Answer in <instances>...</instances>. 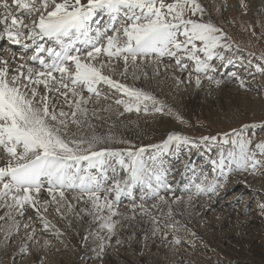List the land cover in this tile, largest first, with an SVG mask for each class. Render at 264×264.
<instances>
[{
	"label": "bare ground",
	"instance_id": "1",
	"mask_svg": "<svg viewBox=\"0 0 264 264\" xmlns=\"http://www.w3.org/2000/svg\"><path fill=\"white\" fill-rule=\"evenodd\" d=\"M7 1H9V5H3V1L0 0V42L1 40L9 41L15 45L10 49L0 47V208L5 207L6 214L13 212L15 216L20 217L26 212H31L41 224L49 225L53 230H56V226L60 223L64 224L69 232H64L62 235L55 234L53 231L52 233L57 239L66 237L71 242L75 249L69 259L72 264L86 259L91 260L92 264H96L95 253H99L107 247L111 250L105 258L107 264H123L119 262L122 256L116 248L119 245H125L124 237H119L121 235L117 233V241L120 239V242L115 241L114 244H111L108 234L102 235L103 231H97L101 230V224L98 227H93L95 218L85 219L87 215L85 211L90 212L97 207L96 214H99L104 220H109L115 212H119L116 208L117 204L124 203L127 209H123L124 211L120 212V215L140 236L143 233L141 224L150 225L153 231L148 235V242L153 245L157 244V246L161 244L158 242L161 235L156 237L158 243L151 240V235L155 234L156 229L154 224L160 222V224L166 225L170 224L171 220L166 215V211L165 214L159 209L155 212V207L150 208L149 205H145L143 201L152 200L151 196L153 195V197H163V200L160 199L165 206L163 209L173 206L171 211L174 209L184 213L183 223L189 230L199 229V227L218 229L219 224L217 223L206 224L205 215L206 212L213 209L217 213L220 212L217 209L224 205L222 194L208 200H201V198L212 195L218 186L220 187L224 177L221 182L212 181L203 184L201 181L198 183L197 180L200 179L197 176L198 170L190 167L191 165L187 164V161H181L180 157L182 156L178 153L177 148L170 151V146L165 147L164 153L155 162H146L145 167L142 154L135 160L130 159V168L125 167V160L129 158L127 153L124 154V151L121 154L114 153V151L124 149L121 145L95 147V141H102V139L104 141L108 138L131 140L137 135L145 133L149 138L155 135L163 138V135L179 131L181 125L171 120L169 116L151 114L152 118L158 117V119L145 118L148 115L145 114L144 109L142 116L136 115L137 111L133 108L138 105H142L144 108L143 103L149 97L162 103V108L165 105H172L185 115L190 116L192 101L195 98L201 97L209 103L211 98H215L218 93L227 96V92H229L232 96L237 87L241 88L238 85L244 86L245 83L241 81L236 82L227 78L214 80L210 76H205L207 67L200 63L189 70L187 68L189 66L183 64L187 58L196 61L194 56L192 58L193 53L182 52L185 45L177 43L179 41L177 36L181 34L186 38L184 35L191 32V28H186V25L191 24L193 17L185 19L186 17L170 15L168 17L169 24L173 26L169 28V24L160 25L157 17L149 13L140 14V11H145L144 8L135 2L125 0H100L99 2L94 0H42L41 3L47 4L48 9L40 13L33 9L34 0ZM167 1L169 6L179 8L177 5L184 0ZM202 1L206 6H209L211 0ZM121 2L127 4L123 7V10L128 11L127 18L123 17ZM251 4L254 13L258 14L260 11H264V0H253ZM101 9L105 10L107 14L119 18L122 23L120 29L124 27L122 32H119L120 29L114 31L110 36H106L98 49L73 58L63 74L48 75L29 60L17 54L16 51L19 52L18 43L23 40L18 36L24 38L26 42L30 41V46L38 45L41 44L40 39L44 34L57 33L67 27L63 29L67 30V32L64 31L67 35L69 28L74 23L81 22L84 16L90 18L93 12ZM211 14L206 10L200 14L201 18L198 19L211 21ZM23 16L26 18L25 21L21 18ZM4 17L9 19V26L3 25ZM139 18H141L140 24L137 23ZM203 30H200L193 39H189L187 46L202 39L205 35ZM32 35H34L33 40L30 39ZM210 42H213L212 39ZM173 56L176 63H173L174 66L171 68L164 61H168ZM161 70L163 73H160ZM121 75L128 77L130 85L116 80V78L121 79ZM78 83L80 86H77ZM99 85H106L113 90H118V99H122V101L125 96L128 99L132 98L129 102L122 103L124 109L121 106L109 105L107 100L106 102L95 101L96 104L104 103L111 108H122L120 113L115 114L110 126L98 131L102 133L97 138L94 134L93 137H89L86 133L91 130V126L93 129L96 126H103L106 121L111 119L106 114L97 113L96 109L91 107L95 102L93 103L89 96L93 91H96ZM220 86L221 88H219ZM201 106L200 104L199 107ZM106 109L110 110L107 107ZM206 110L212 114L209 117L218 116V113L211 110L209 105L206 106ZM125 113H131V115L124 117ZM139 144L141 147H145L149 145V142L141 141ZM90 146L95 147L92 149L96 150L91 149L92 152H89L87 149ZM69 151H77L82 156L66 157ZM170 153L171 155H169ZM175 163H177L176 167H173ZM28 165L39 168L36 179L29 184V187L20 189L13 187L9 181L12 177L5 176L6 173ZM222 165L223 163L218 166L217 171L222 169ZM119 168H124L127 180H119L116 175ZM179 169L183 172L177 175ZM41 170L44 172L43 177H40ZM70 170L74 171L68 175L69 178L66 181V175ZM186 171L196 175L197 180L194 181L192 177L187 178ZM169 175L171 176L169 177ZM226 175L230 177V174ZM236 177L239 181H233L234 183H238L241 187H245V190L256 195L259 186H245L247 184L245 178L239 175ZM76 180L78 181L75 182ZM108 180L114 184L105 189ZM136 180L141 181L143 189H149L151 196L147 195L141 199L142 201L139 199L137 203H133L138 198L128 197L125 193L136 187ZM185 180V184H188L189 181L194 184L195 190L184 187L187 193L193 190L194 196L181 192ZM40 181L42 182L38 185ZM123 182H131L135 185L130 186L127 190L125 188L127 183ZM75 183L78 184L77 189H75ZM83 187H86L88 192L95 194V201L88 200V202L76 194L68 196L67 193L70 192L85 195ZM165 195L167 196L165 197ZM15 207L17 210H14ZM75 207H79V209ZM111 208L116 210L108 211V214L104 213ZM167 210L170 211V209ZM47 211H52L55 215L52 224L48 223ZM133 215L139 216L136 221L130 220ZM143 215L144 219H142ZM200 216L203 217L199 218ZM228 219L226 217L224 222ZM204 220L206 221L204 222ZM241 221H243L244 227L250 224L246 219H241ZM134 241L140 240L134 239ZM252 243L253 239L247 238L243 245L254 251ZM132 245H136V243ZM174 247L173 245V249ZM82 249H85L84 252L81 251ZM159 249L162 250V248Z\"/></svg>",
	"mask_w": 264,
	"mask_h": 264
},
{
	"label": "rangeland",
	"instance_id": "2",
	"mask_svg": "<svg viewBox=\"0 0 264 264\" xmlns=\"http://www.w3.org/2000/svg\"><path fill=\"white\" fill-rule=\"evenodd\" d=\"M94 1L99 2L100 0ZM125 1L135 2L144 8L145 11L139 13L143 14L144 12L143 15L149 13L157 17L160 25L165 23L168 25L170 15L186 17L185 19L193 17L191 24L186 25V28H191V32L184 35L186 38L180 34V37H177L179 40L177 43L180 42L185 45L182 52H185V54L193 53L192 58L195 57L196 61L187 58L183 64L189 66L187 67L189 70V68H195L200 63L207 67L204 75L210 76L211 79L222 80L227 78L245 84L244 86L238 85L241 87L238 88L237 83V90L232 96L229 92H227V96L218 93L215 98H211L209 103L206 99L195 98L194 96L195 100L192 101V114L190 116L185 115L172 105H165L162 108V103L149 97L143 103L144 108L142 105L133 108L137 111L135 112L136 115L142 116L144 109L145 114L148 115L145 118L158 119V117L152 118L153 114L169 116L171 120L181 125L179 131L170 135H163V138L156 137L158 135L149 138L145 133L137 135L131 140L108 138L104 141L102 139V141H95V147L121 145L124 149H119L120 152L114 151V153L121 154L124 151V154L129 155V158L125 160L126 168L131 166L130 159L135 160L141 154L145 167L146 162H155L159 157L158 154L164 153L165 147L170 146V151L177 148L178 153L182 156L180 157L181 161H187L186 163H190V167L197 169V176L200 179L197 180L196 175L194 176L186 171L185 176L187 178L192 177L198 183L203 181V184L212 181L221 182L223 177L226 179L221 182L220 187L218 186V189L212 195L201 198V200H208L222 194L224 205L217 209L220 211L219 213L213 209L206 212L205 215L207 221L204 220V222L206 221V224L217 223L219 224L218 229L199 227V229L189 230L183 223L184 213L177 212L174 209L171 211V208H174L173 206L166 207L170 209L172 214L169 210L163 209L165 206L160 201L161 198L163 200L162 196H151L149 189H143V185L139 180H136L137 185L131 182H123L127 183L125 187L127 190L130 186H136L132 189V193L138 199L133 203H137L139 199L142 201L141 199L149 195L152 200H144L145 205H149L150 208L155 207V212L159 209L165 214L166 211L171 223L174 222L166 225L160 224V222L154 224L156 229L155 234L151 235V240L157 242L156 237L161 235L158 241L161 244L158 246L148 242V235L153 231L150 225L147 223L141 224L143 233L140 236L127 220L120 215V212L124 211L123 209H127L124 203L117 204L116 208L119 212H115L109 220H104L99 214H96L98 207L90 212L86 210L85 219L95 218L96 221L93 223V227H98L101 224V230H96L103 231L102 235L108 234L111 244L117 241V233L121 235L119 237H124L125 245L122 244L123 246L119 245L116 248L122 256L119 262L123 264H264V11H260L258 14L254 13L251 4L253 0H211L209 6H206L202 0H184L177 5L179 8L169 6L167 0ZM41 2L42 0L33 1V9L37 10V13L48 9V5ZM3 5L5 4L3 3ZM206 10L210 14L212 13L211 21L208 22L198 19L201 18L200 14ZM123 13L124 16H128L127 12ZM23 18L25 19V17ZM31 18L33 20V17ZM137 23H141V18L137 20ZM172 26L171 24L168 25L169 28ZM204 27L207 28L204 29ZM200 30L204 31V37L194 41L193 46H187L188 40L193 39ZM210 39L213 42H210ZM132 44H134V41H132ZM16 52L19 56L27 59L18 51ZM173 58L174 56L164 62L169 67L174 66L173 63H176V61ZM162 71L160 73H163ZM173 72L175 71L173 70ZM116 80L130 85L126 75H123V77L121 75V79L116 78ZM100 91L99 94L98 91L96 93L93 91L89 96L93 103L95 101L106 102L107 100L109 105L121 106L124 109L122 103L129 102L132 98L129 97L128 99L125 96L122 101V99H118V90H113L106 85H101ZM220 95L221 97H219ZM200 104L201 107H199ZM208 105L211 110L218 113L217 117H209L212 114L206 110ZM91 107L96 109L97 113L101 112L102 115L106 114L109 119L111 118L103 126H96L94 129L91 126V130L86 133L89 137H93L94 134L99 138L102 132L99 133L98 131L101 128L110 126L115 114L120 113L122 108H111L104 103L96 104V102ZM106 107L110 110L107 111ZM130 115L131 113L123 114L124 117ZM150 139L152 140L147 141ZM141 141L149 142V145L141 147L139 144ZM95 147L90 146L87 150L89 152L95 151L96 149H92ZM81 156L77 151H69L66 155L69 158ZM221 162L223 163L222 169L217 171L218 166L222 164ZM176 164L173 167H176ZM179 170L177 175L183 172V170ZM117 174L120 181L127 180L124 168L117 170ZM226 174H230V177ZM237 175L245 178L247 183L245 186L255 185L260 187L256 195L233 182L239 181ZM185 182L186 180L183 181L181 192L194 196L195 192L192 193L195 190L194 184H191L190 181L188 184H185ZM113 184L110 180L105 189L112 187ZM75 186L78 187V184L75 183ZM184 187H186L185 189L190 187L193 190L187 193ZM227 187L229 188L226 189ZM87 192L85 189L83 190V194L86 193L85 195L73 192L67 194L68 196L76 194L84 200L95 201V194L90 192L87 194ZM235 193L237 195H234ZM75 208L79 209V207ZM14 210H17L16 207ZM112 210L116 209L111 208L104 211V213L108 214V211ZM5 211V207L0 208V264H72L69 259L75 249L72 247L71 242L66 237L57 239L52 233L53 231L55 234L62 235L64 232H69L64 224H56V230H53L51 226L41 224L31 212H26L20 217L15 216L13 212L6 214ZM47 215L49 218L48 223L52 224L55 220L54 213L47 211ZM144 215L142 219L145 218ZM132 217L130 220L136 221L139 216L133 215ZM226 217L229 219L224 222ZM241 219H246L250 223L249 226L244 227ZM220 224H222L221 227ZM238 225L240 226L238 227ZM194 229L196 230L194 231ZM92 230L95 233L94 229ZM196 234L197 236H195ZM247 238L253 239L254 251L243 245L244 240ZM134 239L140 241L135 242ZM118 242H120V239H118ZM135 243L136 245H132ZM173 245L175 246L174 249ZM159 248H162V250ZM84 250L81 251L84 252ZM110 251V248L107 247L105 250L95 253L96 264H107L105 258ZM175 258L176 261H174ZM78 263L92 264L89 259L79 261L76 264Z\"/></svg>",
	"mask_w": 264,
	"mask_h": 264
}]
</instances>
